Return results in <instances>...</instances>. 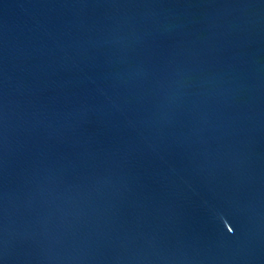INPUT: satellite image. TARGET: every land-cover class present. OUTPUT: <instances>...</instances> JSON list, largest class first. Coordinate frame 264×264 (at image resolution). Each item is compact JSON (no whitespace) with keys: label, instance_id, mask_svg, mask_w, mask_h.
Instances as JSON below:
<instances>
[{"label":"water","instance_id":"95a60500","mask_svg":"<svg viewBox=\"0 0 264 264\" xmlns=\"http://www.w3.org/2000/svg\"><path fill=\"white\" fill-rule=\"evenodd\" d=\"M0 264H264V0H0Z\"/></svg>","mask_w":264,"mask_h":264}]
</instances>
